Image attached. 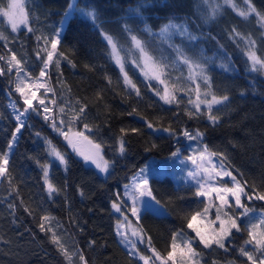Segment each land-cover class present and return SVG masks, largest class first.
<instances>
[{"label": "trees", "instance_id": "1", "mask_svg": "<svg viewBox=\"0 0 264 264\" xmlns=\"http://www.w3.org/2000/svg\"><path fill=\"white\" fill-rule=\"evenodd\" d=\"M14 1L0 0V264H144L123 245L133 241L147 264H177L183 247L195 264L264 254L246 217L223 246L203 245L190 225L208 202L189 169L180 182L164 174L207 152L241 183L245 210L264 212V0H20L19 28ZM146 57L163 82L142 75ZM20 72L44 81L43 104L22 98ZM69 130L87 131L108 172L72 152ZM138 176L166 214L124 212ZM132 221L126 241L118 223Z\"/></svg>", "mask_w": 264, "mask_h": 264}, {"label": "rangeland", "instance_id": "2", "mask_svg": "<svg viewBox=\"0 0 264 264\" xmlns=\"http://www.w3.org/2000/svg\"><path fill=\"white\" fill-rule=\"evenodd\" d=\"M220 1L227 2V0ZM220 1H218V3H220ZM26 17V13L21 7L20 0H15L14 5L9 13L11 25L16 28L24 26ZM177 29L178 34H187V32H185V28L181 29L180 27ZM160 34L162 38L166 40L168 45H172L171 38L173 35H175V32L172 31V28H166ZM57 38H59V35H57ZM108 41L112 50L114 62L116 65H118L123 75H125L124 77L128 82V85H130L127 70L124 66V61L119 54L117 45H115L110 38ZM251 59L255 63V68L258 66L260 67V63L255 58L251 57ZM143 62L145 68L141 70L142 75L150 80H156L160 83L163 82V74L157 63L148 57H146ZM46 68H44V75L47 71ZM43 91L44 95L48 94L43 80H30L26 77V75L22 74V72L19 73L18 92L22 95V98L25 100V102L28 104L33 103L36 99H38L37 92ZM165 94L166 95L164 97L161 96L164 100V103L171 105L173 98H170L167 91ZM37 101L42 103L41 98H39ZM62 136L64 138L65 144L72 150L73 153H75V155L84 157L85 162H91L94 165H97L100 170L108 172L106 164L101 162L102 158L101 154L99 153V148L97 145L89 141L87 131L75 132L73 130H69L62 133ZM52 153L57 159H64L62 154L56 150L52 151ZM188 159H190V157H187L185 162L186 164L179 166L180 168L178 169L168 170L166 166L167 172L164 174H169L175 178L177 182H180L184 174H187L189 169L186 183L197 187L199 196L208 202V207L204 212V214H206L204 219H202L201 216L203 214H199L193 219L190 225L192 230L195 229L197 231L198 237L201 239L200 242H202L203 245L211 243V245L215 244L217 246H223V242L229 238L231 232L240 226L238 218L242 219L246 217L248 223L252 224L250 231L252 232L255 229L252 232V242L261 243L260 240H262L264 244V212H253L252 216V214H250L251 212L245 210L247 209L244 203V199L246 197L245 190L241 183H239L235 177H233L232 173L225 166L222 160L207 152L194 157L192 162ZM165 164L167 165V163ZM145 181L142 179V176H138L132 185L128 187V195L125 194V199L122 201V203H124V212H127L128 214H124H127L130 217L133 215L135 218H138L140 213L143 211L146 212V210L154 213H162L160 215L167 213L166 209L155 201L150 189L149 180L146 179ZM249 201H251V199H249ZM117 206L118 205L115 207L116 210ZM119 224L120 222L118 223V227L120 234L124 236V240L128 241V233H132L131 235L138 237L135 221L131 222L132 228L129 226V231L127 230L126 224L124 222L121 223V226H119ZM210 238H212L211 241L209 240ZM145 244L146 243L142 242L143 246ZM123 245L134 257H138L144 264H147V258L140 253V247L135 245L134 241L132 243L123 242ZM195 251L196 250L194 249V252ZM195 254L198 255L196 252ZM190 255L191 252L189 249L183 247V249L180 248V250L173 253V260H175L177 264H195L194 260L189 261L188 258ZM178 258H180L179 261ZM158 259L159 264H167L165 259L164 261H161L160 258ZM248 259L251 264H264V254H259L258 258L257 256H250ZM254 260L259 261L256 262Z\"/></svg>", "mask_w": 264, "mask_h": 264}]
</instances>
